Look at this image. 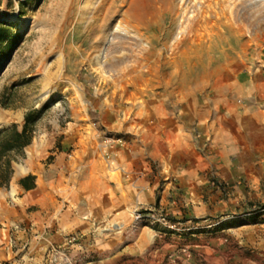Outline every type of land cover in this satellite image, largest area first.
Returning a JSON list of instances; mask_svg holds the SVG:
<instances>
[{"label": "rangeland", "instance_id": "rangeland-1", "mask_svg": "<svg viewBox=\"0 0 264 264\" xmlns=\"http://www.w3.org/2000/svg\"><path fill=\"white\" fill-rule=\"evenodd\" d=\"M0 15L17 30L0 67V130L41 110L15 169L58 152L115 166L143 140L149 114L238 110L247 100L237 77L264 72V0H10ZM191 128L199 153L211 155L209 138ZM239 158L225 147V181L210 171L190 187L169 177L156 204L100 223L89 241L68 234L80 236L65 247L69 264H264V170ZM166 183L175 212L158 204ZM135 211L162 213L177 229L135 221ZM4 221L14 256L1 264H34L35 246L14 238L31 227ZM64 239L46 247L47 264Z\"/></svg>", "mask_w": 264, "mask_h": 264}, {"label": "crops", "instance_id": "crops-1", "mask_svg": "<svg viewBox=\"0 0 264 264\" xmlns=\"http://www.w3.org/2000/svg\"><path fill=\"white\" fill-rule=\"evenodd\" d=\"M9 4L10 0H0V14ZM0 21L7 23L10 31L9 38L1 44L0 52L5 51L0 55L1 67L8 60L7 52L17 30L5 15H0ZM237 84L239 96L247 100L238 110L223 107L210 113L190 109L177 114L166 110L149 114L143 140L131 149L120 150L115 166L108 167L99 158L66 156L61 152L46 165L29 163L15 169L16 164L12 163L15 172L9 187L0 188V264L14 256L10 241L4 242L6 223L10 222L4 221L6 218L31 227L15 232V244L30 242L35 246L34 264H47L44 253L48 245L61 244L66 235L76 232L83 236L82 242L89 241L100 223L111 228L138 205L156 204L155 191L169 177H177L190 187L210 171L218 178L216 181H225V147L237 148L241 164L254 161L262 172L264 72L239 75ZM193 122L209 138L211 155L199 153L191 128ZM153 164L157 167L152 168ZM19 168L26 172L17 174ZM27 176L34 177L30 190L19 184ZM167 185L158 204L175 212L176 206L166 198ZM13 188L14 203L9 200ZM25 262L23 258L20 264Z\"/></svg>", "mask_w": 264, "mask_h": 264}, {"label": "trees", "instance_id": "trees-1", "mask_svg": "<svg viewBox=\"0 0 264 264\" xmlns=\"http://www.w3.org/2000/svg\"><path fill=\"white\" fill-rule=\"evenodd\" d=\"M7 23L0 21V49L1 44L10 36L6 27ZM5 51L0 52L3 54ZM41 116V110L30 109L23 118V124L19 127L16 124L0 130V188L6 187L12 175V161L18 156H23L24 149L30 145L34 137L35 126ZM34 177L27 176L19 181L25 189L34 187Z\"/></svg>", "mask_w": 264, "mask_h": 264}, {"label": "built area", "instance_id": "built-area-1", "mask_svg": "<svg viewBox=\"0 0 264 264\" xmlns=\"http://www.w3.org/2000/svg\"><path fill=\"white\" fill-rule=\"evenodd\" d=\"M119 143V139L117 140H110L105 141V147L109 150H113L115 148V145ZM134 219L135 221H144L151 224H159L163 228L168 230H176L177 229V223L173 222L171 219H169L166 215L162 213H156L153 211L150 212H141V211H135L134 213ZM15 228H18L16 225ZM80 236L78 234H71L65 237L63 247H52L49 251L48 258L51 263L53 264H69V259L66 255V246H72L75 242L79 240Z\"/></svg>", "mask_w": 264, "mask_h": 264}, {"label": "bare ground", "instance_id": "bare-ground-1", "mask_svg": "<svg viewBox=\"0 0 264 264\" xmlns=\"http://www.w3.org/2000/svg\"><path fill=\"white\" fill-rule=\"evenodd\" d=\"M189 24V23H188ZM177 38H178V36H177ZM23 172H26V169L25 168H22V169H17V174H21V173H23ZM14 189H12V191H13Z\"/></svg>", "mask_w": 264, "mask_h": 264}]
</instances>
